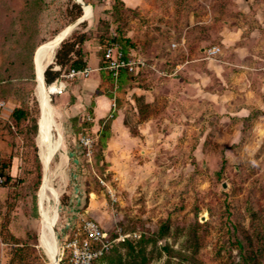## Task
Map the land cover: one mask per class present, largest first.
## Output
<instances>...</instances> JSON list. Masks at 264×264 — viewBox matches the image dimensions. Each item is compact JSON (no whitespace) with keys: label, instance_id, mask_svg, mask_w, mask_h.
I'll return each instance as SVG.
<instances>
[{"label":"rangeland","instance_id":"rangeland-1","mask_svg":"<svg viewBox=\"0 0 264 264\" xmlns=\"http://www.w3.org/2000/svg\"><path fill=\"white\" fill-rule=\"evenodd\" d=\"M81 1L91 15L63 41L84 35L82 47L98 49L101 58L112 38L127 39L156 70L117 89L105 76V88L95 94H116V107L98 123L95 95L84 92L83 81H68L62 95L48 92L63 135L49 165L59 193V264H69L66 243L83 220L117 239L92 264H264V0ZM74 4L0 0V67L18 53L24 60L11 71L13 95L7 91L0 100L27 107L29 115L16 130L0 125L6 131L0 155L18 159L0 187V264H51L39 244L35 59L42 45L84 16L79 4L82 14L74 19ZM20 15L34 17L45 41L35 51L3 40ZM17 24L11 28L20 31ZM171 42H184L186 51L168 50ZM209 47L218 48L212 58L200 52ZM176 67L171 76L160 73ZM78 87L84 93L75 94ZM118 117L126 130L115 138L109 130L102 147L100 132ZM79 134L93 139L89 156Z\"/></svg>","mask_w":264,"mask_h":264},{"label":"built area","instance_id":"built-area-1","mask_svg":"<svg viewBox=\"0 0 264 264\" xmlns=\"http://www.w3.org/2000/svg\"><path fill=\"white\" fill-rule=\"evenodd\" d=\"M181 49L186 51L184 42L177 43L171 42L168 50ZM202 54L206 55V58H212L218 53L217 47H209L203 49ZM104 70L109 75L115 84H118L121 73L138 74L145 70H156L155 64L150 63V60L136 52L134 49L128 51L124 46L115 38H112L106 45L104 50ZM59 70V67H58ZM99 70V68H98ZM176 67L171 72L162 71V75L171 76L176 72ZM92 69L90 67L84 68H71L64 71L61 76L56 79L50 85H45L49 95H62L67 88L68 81L83 80L90 76ZM115 101L111 103V109H115ZM10 108V104L7 101L0 100V121L5 118L6 111ZM87 120L90 117L87 116ZM79 146L85 150L87 156L90 155L93 139L89 136L79 134L78 137ZM5 177L0 173V187L4 184ZM79 233H75L74 236L66 243L69 249V263L70 264H92L94 261L103 257L112 247V244L117 239H111L101 227L92 220H83Z\"/></svg>","mask_w":264,"mask_h":264},{"label":"trees","instance_id":"trees-1","mask_svg":"<svg viewBox=\"0 0 264 264\" xmlns=\"http://www.w3.org/2000/svg\"><path fill=\"white\" fill-rule=\"evenodd\" d=\"M74 7L77 10L76 15L74 17V19H76V18H79L81 16L82 8L79 4H74ZM27 16L26 15H20L17 18V19H19V20H17L18 24H17V21L14 22L15 24H17V26H19L20 31H16V30L12 29V28L16 27L15 24H9L10 30L7 34L4 35L3 40L5 43L14 42L15 46L17 47L16 48L17 50L22 45H24V47L27 46L26 49H29L32 47L31 49L34 48V51H35V49L39 45L44 43L45 41L42 42L41 39L39 40V36H38L39 34L37 33V27H36V23L34 21V17L29 18ZM85 40L86 39H85L84 35H81L77 38L72 37L70 40L63 41L61 43L60 47L56 50L53 64L49 65L44 72V83H45V85H50L51 83H53L56 79H58L61 76V74L64 71H67L68 69H71V68L80 69V68H84L87 66L86 61L84 60L83 53H82V45L85 42ZM115 40L119 41L127 51L129 49H134L136 51V49L133 47V45H130L129 40L125 39L126 41H123L122 39H120V37L115 38ZM107 43L105 44V46L103 48V54H102L100 64L98 67L101 75L106 74V72L104 70L103 58H104V50H105ZM15 58L18 60L9 61V64H11V65H8V63L6 65L3 63L4 65H2L0 67V97H6L7 91L9 93H11V95H13V91H11L10 82H12L13 80H16V79H13L14 76L11 72L13 70L12 68L24 66V64H23L24 60H23V57L20 53H18L15 56ZM16 61H20V63L18 64ZM10 62H13V64ZM55 66L59 67V70H54ZM140 74H141V72H139L138 74H130V73L123 72V73H121V75L119 77V82L125 83L128 80H135L137 78V76ZM107 76L110 79H112L109 75H107ZM9 95L10 94H8V97H9ZM15 99H16V97H15ZM28 116L29 115H28L27 107L15 106V108L12 110L10 119L9 120L1 119L0 125H1L2 121H4L3 122L4 124H6L5 122H8V124L10 125V128L13 130H16V128H18V127L20 128V126H22V124L24 122L28 121ZM109 124L111 125V122L108 123V126H109ZM104 126H106V124H104ZM109 128L106 127V129L104 131L100 132L99 141H100L102 147H105L106 142L104 140L110 136V133H109L110 129ZM1 130H4L2 128V126H0V131ZM14 157H16V156H10L8 158L9 161H6L5 158L0 157V173L5 177L4 184L11 179L10 175H6L5 172H6V170H10V168H11L10 163L12 162V159ZM18 157H19V160L21 163H25L26 157L24 158L23 154L22 155L20 154ZM34 158L36 160L35 156H34ZM252 257H253V260H257L255 254H252ZM102 258L103 257H101L100 259H102ZM100 259H98V260H100ZM67 260L69 262V255L67 257ZM98 260H96L94 262H97Z\"/></svg>","mask_w":264,"mask_h":264},{"label":"bare ground","instance_id":"bare-ground-1","mask_svg":"<svg viewBox=\"0 0 264 264\" xmlns=\"http://www.w3.org/2000/svg\"><path fill=\"white\" fill-rule=\"evenodd\" d=\"M90 13V6L83 4V17H89ZM75 25L76 22L67 26L50 41L42 45L38 49L35 59L36 96L40 106V118L38 121L39 156L43 164V180L39 200V244L51 264H59V248L54 234L59 193H57L52 185L53 179L50 176L49 165L52 154L62 147L63 135L62 128L56 121L55 110L50 102L48 91L43 83V73L46 66L53 61L55 51L60 45L61 40L75 28Z\"/></svg>","mask_w":264,"mask_h":264},{"label":"crops","instance_id":"crops-1","mask_svg":"<svg viewBox=\"0 0 264 264\" xmlns=\"http://www.w3.org/2000/svg\"><path fill=\"white\" fill-rule=\"evenodd\" d=\"M203 49L200 50V52H202ZM82 53L84 56V60L86 61V65L87 67H90L92 69L90 76L87 79H83V80H79V81H83L84 86H86V89L84 88V92L86 94H88V96L93 97V105H92V114L94 116L93 121L98 123V121L100 119L103 118V116L105 115L106 111L108 109H110L111 103L112 101H115L116 98V94L113 93L109 94L106 92H100L99 94H95L97 89L102 90L105 88V81H106V74L101 75L100 71L98 70L99 64H100V56H99V50L98 49H89L86 50L82 47ZM53 64V62H52ZM51 65V64H50ZM54 70H58V67L55 66ZM108 77V76H107ZM112 80V79H111ZM144 80V79H143ZM113 81V80H112ZM135 80H128L125 83H120L118 81V84H115V82L113 81V85L114 88H119L121 86H126V85H130L131 83H134ZM139 90L143 89V88H138ZM155 88L154 87H150L148 92L149 94L152 95L153 92H155ZM144 91V90H143ZM73 92L77 95H80L81 93H84L81 91V87H78V89H74ZM10 104V108L6 111L5 114V120H9L12 110L15 108V105L9 101H7ZM120 118H116L115 120L111 121V127H110V132H111V136L110 138H115L118 136L119 132H122L124 130H126L125 126H123L122 129H120ZM5 130H1L0 131V136L5 134ZM70 156L75 155V153L73 152H69ZM1 158H3L2 155H0ZM13 163L16 164L18 163V159L17 157L13 158Z\"/></svg>","mask_w":264,"mask_h":264},{"label":"water","instance_id":"water-1","mask_svg":"<svg viewBox=\"0 0 264 264\" xmlns=\"http://www.w3.org/2000/svg\"><path fill=\"white\" fill-rule=\"evenodd\" d=\"M76 2L79 3V4L82 6V8H83V2H82L81 0H76ZM83 20H84V17L79 18V19L76 21V25H77V24H80ZM62 41H63V40H61V43H62ZM52 62H53V61H52ZM52 62H51V63H52ZM51 63H49V64L46 66L45 70L47 69V67H48ZM44 72H45V71H44ZM43 79H44V73H43ZM43 81H44V80H43ZM43 83H44V82H43ZM44 85H45V83H44ZM59 261H60V258H59Z\"/></svg>","mask_w":264,"mask_h":264}]
</instances>
